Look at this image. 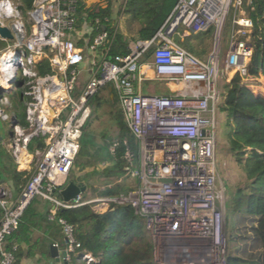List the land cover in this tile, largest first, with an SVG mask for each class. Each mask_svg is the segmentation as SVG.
Returning a JSON list of instances; mask_svg holds the SVG:
<instances>
[{
  "label": "built area",
  "instance_id": "obj_1",
  "mask_svg": "<svg viewBox=\"0 0 264 264\" xmlns=\"http://www.w3.org/2000/svg\"><path fill=\"white\" fill-rule=\"evenodd\" d=\"M77 2L34 0L25 22L14 0H0V26L14 40L0 51V120L10 121L13 130L7 151L19 165L26 156L37 159L16 200L0 184L1 264H14L13 253L4 248L6 238L37 197L52 205L49 219L56 220L65 242L66 256L58 253L54 260L70 264V254L80 248L73 226L56 219L59 208L91 206L101 214L111 204H128L145 219L154 264H224L228 248L224 192L216 171L217 41L231 12L224 69L241 81L250 80L251 0H178L157 34L130 43L126 55H109L115 33L110 36L103 30L90 40L84 36L90 27L76 28ZM179 27L189 33L212 28L215 45L205 59L172 42ZM0 41L8 40L0 37ZM151 46H155L151 57L155 78L176 87L169 95H141L134 90L139 61ZM83 69L89 77L79 88ZM17 80L26 126L4 110L11 107L7 96ZM106 88L117 99L138 145L134 172L138 186L126 197L84 200L79 193L70 202L61 201L57 194L73 169L88 105ZM33 138H43L45 148L29 154L27 145ZM125 157L131 161L128 151ZM81 260L95 262L90 254Z\"/></svg>",
  "mask_w": 264,
  "mask_h": 264
},
{
  "label": "trees",
  "instance_id": "obj_2",
  "mask_svg": "<svg viewBox=\"0 0 264 264\" xmlns=\"http://www.w3.org/2000/svg\"><path fill=\"white\" fill-rule=\"evenodd\" d=\"M33 1L14 0L22 12L30 10ZM114 1L99 0L98 3L88 6L86 0H78L75 10L76 28H80L79 30L91 28L89 34L85 33L86 38L92 40L95 34L103 30L110 36L115 33L109 55H126L129 53V42L151 40L178 0H121L117 14L113 11ZM251 6L254 10L249 14L252 27L248 38L252 56L248 64V73L252 79L241 81L234 75L223 87V92L216 103V111L223 115V138L227 142L230 155L242 168L246 179L244 184L231 187L234 196L230 198L228 204L227 201L225 203L224 226L228 248L224 264H264V99L254 93L259 83L254 78L260 72H264V0H251ZM243 7L244 10L248 9L246 6ZM121 14L125 17L123 33L115 31L117 17ZM230 29V20H225L222 29L225 49ZM212 36L213 30L208 28L203 32L193 33L191 38L202 42V38L208 37L210 40ZM182 48L197 55L193 47L184 45ZM154 50L155 46H151L139 61V65L145 64L152 57ZM223 53L225 56V52ZM105 91L108 95L106 97L102 95V99L106 104H111V107L107 105L109 108L107 115L114 121L119 133L115 138L109 137V141L104 137L105 149L99 148L95 151L97 164H108L101 170L106 179V188L100 190L92 185L91 191L94 194L99 193L102 197H118L122 186L116 180V173L125 175L129 173L130 169L127 166L129 162H134L136 167L138 166V145L127 129L117 99L108 89ZM98 94L93 99L97 98ZM23 99L22 97V103ZM98 108L101 109L100 103ZM100 112L95 120L100 119L104 109ZM89 116L83 124L81 138L89 132L92 124H88ZM44 148L43 138H33L27 145V152L34 154L36 151H43ZM85 148L84 144H80L78 155L82 154ZM110 148H113V152H110ZM126 151L131 154L129 162L125 157ZM87 154L88 152L85 153ZM76 165L77 157L74 161V166ZM32 172L33 170L17 172L14 165L10 175L12 191L19 194ZM77 186L84 188L81 192L84 199L86 186L81 183ZM57 198L61 199L60 194H57ZM35 199L24 210L17 229L5 241V250L13 253L14 264H19L22 257L19 244L29 242L31 228L36 220L48 219L49 212L41 215L34 210ZM56 219H63L71 224L74 228V237L80 243V248L70 254V264H77V260H81L83 254H90L93 257L95 262L91 264H154L149 235L139 215L128 204H111L107 211L101 214L96 213L91 206L59 208ZM52 224L53 232L60 233L61 228L57 222L52 221ZM14 239L16 243H12ZM231 243L234 244L233 247H230Z\"/></svg>",
  "mask_w": 264,
  "mask_h": 264
},
{
  "label": "rangeland",
  "instance_id": "obj_3",
  "mask_svg": "<svg viewBox=\"0 0 264 264\" xmlns=\"http://www.w3.org/2000/svg\"><path fill=\"white\" fill-rule=\"evenodd\" d=\"M245 3V0H243ZM121 4V0H115L113 2V9L116 7L119 10V6ZM245 6V4L243 5ZM244 9V7H242ZM117 10V11H118ZM115 11V10H114ZM118 13V12H117ZM22 17L25 22H27V12H22ZM230 12L227 16L226 20L231 21ZM225 23V22H224ZM78 29V28H77ZM80 29V28H79ZM78 29V30H79ZM77 30V31H78ZM218 72L216 78V92L219 95L223 92V87L229 82V80L233 77V74L229 73L224 69V53L225 47L223 46V35L220 34L218 38ZM14 40L8 41H0V51L7 49L9 46L13 45ZM215 45V39L212 36L209 40V45L207 47L208 52L210 53ZM208 53V54H209ZM207 56V55H206ZM204 54L201 55V58L204 59L206 57ZM232 75V76H231ZM252 79V78H251ZM258 81V86L255 88L254 93L257 96H260L264 99V72H260L259 75L254 78ZM145 85L146 95H165L164 91H162V84H158L155 82H147ZM20 82L19 80L15 83V90L9 94L7 97L11 103L10 108H4L5 113L11 118L15 115L22 126H26L25 122V111L26 107L23 105L21 100V91L19 89ZM107 89V88H106ZM110 92V91H109ZM111 93V92H110ZM103 96H107V92L105 89L100 91L98 97L93 99L89 103V109L91 110V116L88 118V124H91L89 127V132L79 140V144H84L86 148L82 154H77V165L73 166V169L69 175L68 182H72L75 185L81 183L84 184L87 188L85 192L84 200H92L97 199L102 196H99V193H92L91 186L95 185L96 189L104 190L106 179L104 177V173L101 172L102 168L107 163L104 164H97L95 158V151L99 148L105 149V142L104 137L110 140L109 137H117L119 131L118 128L115 126L114 121L110 120L109 116L107 115L109 112V108L107 105L111 107V104H106L105 100L102 99ZM98 103L101 105V109H104L103 115L100 117L99 120H95L97 115L101 112L98 108ZM87 119V118H86ZM222 120L223 115L219 114L216 111V121H217V144H216V171H217V184L223 189L224 192V216H225V203L227 204L231 197L234 196L233 189L231 187L238 186L240 184H244L245 174L243 173L242 168L236 163L235 159L230 155L229 147L227 142L223 138V127H222ZM86 121V120H85ZM0 132H2L3 140L0 143V176L1 179L6 180V182H10V175L12 173V169L14 167V159L7 151V144L10 140V137L13 133V130L10 126V121L2 122L0 120ZM82 137V136H81ZM85 155V153H87ZM76 160V158H75ZM31 169L30 172L34 169L37 159L35 157L32 158ZM129 162V161H128ZM90 163V164H89ZM89 164V165H87ZM127 166L130 169V172L125 174H118L116 173V180L122 186L121 193L118 197H126L132 191H134L138 186V181L136 176L134 175L135 170L137 169L136 164L133 162L127 163ZM124 175V176H123ZM106 188V187H105ZM13 199H16L18 194L14 191ZM41 200L40 197L35 199V202ZM227 214L229 213V209L227 206ZM228 216V215H227ZM144 227H145V219L139 216ZM234 244H230V247H233Z\"/></svg>",
  "mask_w": 264,
  "mask_h": 264
},
{
  "label": "crops",
  "instance_id": "obj_4",
  "mask_svg": "<svg viewBox=\"0 0 264 264\" xmlns=\"http://www.w3.org/2000/svg\"><path fill=\"white\" fill-rule=\"evenodd\" d=\"M98 2L99 0H86L88 6H91ZM103 6H105V4ZM167 8H169V6H167ZM117 10L118 9L114 7L113 9L114 14H117ZM124 19L125 17L121 14L118 15L116 20V25L118 26V30L121 33L124 32L123 29ZM192 34L193 33H189L185 31L183 27H179L177 32L171 37V40L173 43L181 47L184 45L193 47V50H195V52L197 53L196 56L200 58L202 54H204L205 56L208 55L209 53L207 50V47L209 45L208 37H206L205 39L202 38V42H199V40L191 38ZM130 43L132 42H129V44ZM140 67L141 69L138 75L139 76L138 80L134 82V90L136 93L141 95H146V91H145L146 88L144 84H146L147 82H155L158 84H162L161 90L164 91L165 95H169L170 90L176 88L174 87L175 85L171 83H167L166 81H162L155 78L153 65L151 63V58H149L145 64L140 65ZM88 77H89V73L87 69H83L79 75V85H78L79 88H81V86L88 79ZM171 85L173 87L170 88ZM14 164H15V170L17 172H21V171L28 172L31 169L30 159L25 167H21L15 161ZM3 186L11 193L12 200H16L17 198L13 199V193H12L13 191L11 189L10 182L7 183L6 180H3ZM42 200H39L38 203H34L35 205L34 210L36 212H39V214L41 215H46L48 212L50 214L52 205L48 201L44 202L46 200L44 201ZM59 200L63 201L62 198ZM52 221H56V220H50L49 215L47 221L36 220L34 226L31 228L29 242L19 244V248L22 251V257L19 260V264H65L63 260H54L50 257L49 249L50 246H52L53 244L57 245V251L60 255L65 251V242L61 230L60 233L53 232L54 228ZM12 243H16L15 239L12 240ZM0 264H1V258H0ZM77 264H84V262L82 260H77Z\"/></svg>",
  "mask_w": 264,
  "mask_h": 264
},
{
  "label": "water",
  "instance_id": "obj_5",
  "mask_svg": "<svg viewBox=\"0 0 264 264\" xmlns=\"http://www.w3.org/2000/svg\"><path fill=\"white\" fill-rule=\"evenodd\" d=\"M0 37L2 39H7V40L12 39V35H11L10 31L7 28L1 27V26H0ZM2 140H3V135H2V132H0V143H2ZM0 184H3V180L0 181ZM83 191H84L83 187L80 188L77 185H75L74 183L69 182L64 187V189H62L60 191V196L64 202H70L71 200H73L75 198L76 195H78L79 193H81ZM49 252H50L51 258H54L58 255L57 249H55L53 246H50ZM65 256H66V252H63L62 257L64 258Z\"/></svg>",
  "mask_w": 264,
  "mask_h": 264
},
{
  "label": "bare ground",
  "instance_id": "obj_6",
  "mask_svg": "<svg viewBox=\"0 0 264 264\" xmlns=\"http://www.w3.org/2000/svg\"><path fill=\"white\" fill-rule=\"evenodd\" d=\"M192 85H193V84H192ZM171 87H173V86L171 85L170 88H171ZM29 159H30L29 157H25V159L22 160V161L20 162V166H21V167H25V166L27 165Z\"/></svg>",
  "mask_w": 264,
  "mask_h": 264
}]
</instances>
